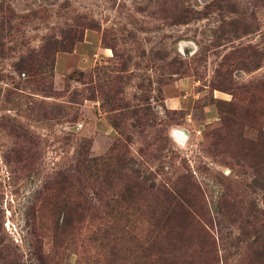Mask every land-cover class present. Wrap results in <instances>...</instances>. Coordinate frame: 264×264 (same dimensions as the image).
Returning a JSON list of instances; mask_svg holds the SVG:
<instances>
[{
  "label": "rangeland",
  "instance_id": "obj_1",
  "mask_svg": "<svg viewBox=\"0 0 264 264\" xmlns=\"http://www.w3.org/2000/svg\"><path fill=\"white\" fill-rule=\"evenodd\" d=\"M262 248L264 0H0V264Z\"/></svg>",
  "mask_w": 264,
  "mask_h": 264
},
{
  "label": "trees",
  "instance_id": "obj_2",
  "mask_svg": "<svg viewBox=\"0 0 264 264\" xmlns=\"http://www.w3.org/2000/svg\"><path fill=\"white\" fill-rule=\"evenodd\" d=\"M258 256H261V258L264 256V248H262L260 251L257 253Z\"/></svg>",
  "mask_w": 264,
  "mask_h": 264
},
{
  "label": "bare ground",
  "instance_id": "obj_3",
  "mask_svg": "<svg viewBox=\"0 0 264 264\" xmlns=\"http://www.w3.org/2000/svg\"><path fill=\"white\" fill-rule=\"evenodd\" d=\"M170 135H171L174 139H178V136L175 135V134L173 133V131L170 132Z\"/></svg>",
  "mask_w": 264,
  "mask_h": 264
},
{
  "label": "water",
  "instance_id": "obj_4",
  "mask_svg": "<svg viewBox=\"0 0 264 264\" xmlns=\"http://www.w3.org/2000/svg\"><path fill=\"white\" fill-rule=\"evenodd\" d=\"M175 135H177V132H173Z\"/></svg>",
  "mask_w": 264,
  "mask_h": 264
}]
</instances>
